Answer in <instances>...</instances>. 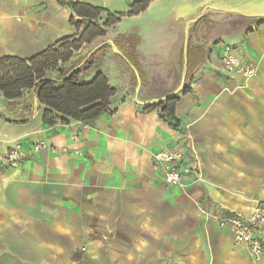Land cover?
<instances>
[{
  "label": "crops",
  "instance_id": "0c3cea01",
  "mask_svg": "<svg viewBox=\"0 0 264 264\" xmlns=\"http://www.w3.org/2000/svg\"><path fill=\"white\" fill-rule=\"evenodd\" d=\"M58 1L0 0V57L29 59L77 34ZM73 1L124 14L67 65L106 46L83 80L102 73L115 95L92 124L50 127L36 98L0 94V264H264L216 223L264 200V0H153L134 16L143 0ZM224 45L254 78L224 71ZM176 96L178 129L158 107ZM40 142L48 147L34 153ZM15 143L24 158L9 168L1 158ZM167 150L196 163L201 180L168 186L153 167Z\"/></svg>",
  "mask_w": 264,
  "mask_h": 264
},
{
  "label": "trees",
  "instance_id": "16d2710c",
  "mask_svg": "<svg viewBox=\"0 0 264 264\" xmlns=\"http://www.w3.org/2000/svg\"><path fill=\"white\" fill-rule=\"evenodd\" d=\"M152 1L134 2L127 15L134 16L145 11ZM58 3L71 9L69 23L77 34L62 38L29 59L0 57V94L8 102L36 98L38 104L46 108L43 114L45 126L68 124L70 121L92 124L110 112L115 90L102 73L96 74L90 81L83 80V74L92 69L95 60L107 47L91 55L80 69L67 68V65L83 48L105 39L108 30L119 24L124 14L110 13L101 7L73 0H59ZM127 42L128 38L118 36L115 45L124 53L126 50L122 44ZM187 92L188 89H185L183 94ZM179 100L176 96L158 106L160 118L174 129H178L175 108ZM152 108L156 106H146L144 110ZM24 109L31 111L32 106L26 104ZM0 117L5 119L2 114ZM6 121L13 124L28 122L26 119Z\"/></svg>",
  "mask_w": 264,
  "mask_h": 264
},
{
  "label": "built area",
  "instance_id": "2783aa9c",
  "mask_svg": "<svg viewBox=\"0 0 264 264\" xmlns=\"http://www.w3.org/2000/svg\"><path fill=\"white\" fill-rule=\"evenodd\" d=\"M220 62L224 71L230 75H239L246 81L256 75L255 67L243 63L235 54L234 47L224 45ZM86 125V124H85ZM74 142L78 137H72ZM48 147L45 142H40L33 147V152L38 153ZM24 158L20 143L12 145L1 158L4 165L16 168ZM154 169L164 173V179L170 187H183L186 181L195 183L200 181V172L195 163L192 164L183 153L167 150L153 155ZM217 226L227 231L232 237L235 247L245 249L248 258L258 263L264 254V200H253L244 212H234L216 217Z\"/></svg>",
  "mask_w": 264,
  "mask_h": 264
}]
</instances>
